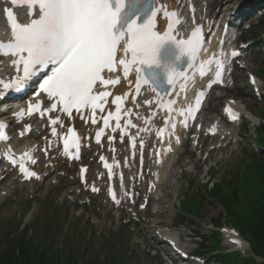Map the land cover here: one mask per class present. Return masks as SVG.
<instances>
[{
    "label": "snow or ice",
    "instance_id": "snow-or-ice-1",
    "mask_svg": "<svg viewBox=\"0 0 264 264\" xmlns=\"http://www.w3.org/2000/svg\"><path fill=\"white\" fill-rule=\"evenodd\" d=\"M21 2L27 5L28 15L30 17L34 15V18L28 23H21L14 17L11 9L5 10L10 39L7 42L0 41V55L12 57L10 63L17 75L8 82L0 80V85L5 89L21 87L26 80L52 65L51 75L40 84V90L53 101L50 108L40 112L42 117L46 112L56 111L58 105L62 106L60 111L69 115L73 109L79 112L89 106L93 114L96 109L103 111L105 98L111 93L94 91V87L119 84V76L114 79L105 76L106 72L107 74L116 72L118 66L122 67L124 78H127L134 68L137 95L143 85H149L153 92H157L161 82H166L171 87L178 77L187 80V74L177 68V62L187 57L191 65L204 43L200 27L194 28L186 39L178 38L174 34V25L178 26L181 23L179 13L175 10L169 11L163 3L159 7H156L155 3L149 7L144 0H21ZM12 3L16 4L17 0H12ZM159 13H163L169 21L163 33L156 31V17ZM118 53H121L119 58ZM232 54L237 55L235 52ZM213 60L214 56L200 65L201 75L205 74V65H210ZM219 67H222V64L218 63ZM220 76L221 72L217 70V80ZM217 80L211 81L208 87ZM203 96L204 91L201 90L196 97L195 110L199 109ZM121 99V96H116L112 103L117 104ZM41 103L29 104V114L39 111ZM172 103L174 101H169V104ZM195 110L191 107L188 109L189 113H194ZM116 111V128H119L121 109L118 104ZM111 117L112 113L109 112L108 117L103 118L105 127L109 126ZM59 122L58 116L49 117L51 125H57ZM92 123H96V120L92 119ZM128 124H131L130 120ZM4 127L5 125L0 124V128ZM30 128V125L26 126V130ZM52 132L56 133L55 127L52 128ZM102 132L103 129L96 133L97 142L100 141ZM21 135H24V132H21ZM6 138L0 134V139ZM73 143H76L75 139ZM68 147V141L65 139V152ZM104 159L101 157V160ZM12 163H16L15 159ZM104 166L109 169L111 177V165L105 163ZM19 170L26 177L36 175L23 163L19 165ZM92 191L99 189L93 186ZM110 192L113 200H116L114 191ZM116 202L119 203L118 200Z\"/></svg>",
    "mask_w": 264,
    "mask_h": 264
},
{
    "label": "rangeland",
    "instance_id": "rangeland-1",
    "mask_svg": "<svg viewBox=\"0 0 264 264\" xmlns=\"http://www.w3.org/2000/svg\"><path fill=\"white\" fill-rule=\"evenodd\" d=\"M243 1L246 2L248 0H233V2L231 0L226 6L233 7ZM260 9L262 8H259L258 4L255 15L260 16V14L264 13L263 9L261 12H258ZM262 17H264V15ZM263 22L264 21L261 22V20L257 18L254 20L252 27V32H254L253 36L262 41H264V27L261 30H259V28L262 26ZM247 36L252 37V34L248 33ZM251 49L253 50L255 48ZM259 52L260 50L252 52L250 66L256 70L259 69L261 72L264 67V53ZM244 75L245 73L242 71L236 73V76H238L236 87L228 90V92L234 93V97L238 96L241 105H250L253 111L258 112L257 110L261 109L259 106L263 105L258 104L254 93L248 90ZM219 94L220 92H217L212 96L208 107L220 102L218 99ZM251 97L254 99H251ZM257 104L259 105L258 107ZM261 114L264 116V110L261 111ZM258 135L259 134H257V136ZM253 138H256L255 134ZM210 144L209 142L205 148L206 150L210 151ZM250 147L251 141L245 137L242 139L238 151L231 156L225 154L222 160L220 155L214 157L215 153L211 152V157L216 158L215 160H221L220 165L211 168L210 175H212V180L213 176L219 179L222 176L228 177L230 175L236 176L238 179L239 175L250 166L252 161L251 156L253 154H256L261 159L264 157L263 154L256 150L251 151L252 147ZM184 150L186 152L183 154L182 160L176 159V168L170 173L168 171L166 172V170L170 168L172 162L169 161L165 165V173H163L162 177L163 185L161 187L164 193V198L162 200V207L164 210L155 220L162 221L163 225H169L173 222L180 228L178 231L179 233H184L194 240H198L200 238L199 236L208 233L211 229L209 224L210 220L223 213L224 206L219 198L206 191V186L210 187L212 185V180L206 185H201V183L209 179V176H206V178H204V175L202 177L200 176L203 161L191 159L190 162L188 160L185 162V158L192 155L193 152L189 151L188 145L185 146ZM251 153L252 155H250ZM182 162H185V165H183ZM211 165H215V163L212 162ZM204 167L208 170L210 164L206 163ZM180 168L188 170L185 184L180 181ZM191 170L196 171V173H193ZM177 177L179 182L175 184L174 181ZM237 179L232 181L236 183ZM69 181L65 179L62 184ZM52 183L53 180L50 179L44 184L33 185L31 187L28 186L26 189H19L10 197L3 196L0 199V223L2 221L11 220L8 223V229L15 231L17 228H25L29 236L36 231L45 232L50 229L56 230L58 233V240H61L62 245L65 246V242H68L67 245L82 244L86 255L91 256L92 259L103 254L101 249L115 245V251L111 255L118 259L120 264H164V259L162 257L153 256L155 255L153 249H157L159 246L155 243L154 234L149 232V229L144 228L145 225L143 222L141 224L125 225V220L121 219L118 213H112L109 208L104 205L105 201L103 198H91V204L88 206V204L86 205L79 201L82 198L81 196L76 197V195H73L74 199L77 198L76 201L67 203L63 195L61 196V193H59L61 190L58 191L55 186H51L49 189V185ZM66 189L68 190L69 188ZM182 190L183 194L179 197ZM193 190H198L199 194L201 193L204 195V202L202 203L198 217H186L182 219L179 216L183 211H179L177 219L176 210L171 209V205L178 204L179 199L183 201L184 194L191 195ZM243 192L247 196L244 198H247L248 203L259 195L258 186L250 182L244 183ZM159 196L160 193L158 192L155 198ZM155 204L156 202L154 201L153 205ZM82 205L87 207L84 208ZM196 207H198L196 198H192L191 196L189 200L185 202L183 209L189 213H196ZM165 210H167V212H165ZM152 213L153 212L150 211L148 214L152 215ZM152 224L153 223L147 224L146 226H151ZM191 247L194 248V245H191Z\"/></svg>",
    "mask_w": 264,
    "mask_h": 264
},
{
    "label": "trees",
    "instance_id": "trees-1",
    "mask_svg": "<svg viewBox=\"0 0 264 264\" xmlns=\"http://www.w3.org/2000/svg\"><path fill=\"white\" fill-rule=\"evenodd\" d=\"M231 188L217 187L221 202L225 204L232 221L236 223L242 232L252 242L256 253L264 256V190L255 202L240 212L235 210V203L231 200ZM227 201V202H226ZM0 264H87L83 255H75L71 250L64 253L55 248V243L46 246L41 241L35 242L31 238L26 239L24 234L15 238L9 235L0 238Z\"/></svg>",
    "mask_w": 264,
    "mask_h": 264
},
{
    "label": "bare ground",
    "instance_id": "bare-ground-1",
    "mask_svg": "<svg viewBox=\"0 0 264 264\" xmlns=\"http://www.w3.org/2000/svg\"><path fill=\"white\" fill-rule=\"evenodd\" d=\"M180 1H184V0H174V2L170 5V3L168 4V7L169 8H174V7H178L180 5ZM207 3L203 6H199L198 7V12H197V15L198 14H204L208 19H210L211 17H214V11L210 9V6L213 5V4H216V7H220L224 4L225 0H206ZM233 2V1H232ZM205 9H208V10H205ZM205 10V11H204ZM182 15L185 19L188 18L187 14L185 13V9L183 8V12H182ZM191 21H193V18L191 15H189V18H188V23ZM0 24H1V18H0ZM11 59H5L3 61V65H0V70H4V67L5 69H8V73L11 71V72H14L16 73V70L13 66H11L10 68H8L7 64L10 62ZM148 119H151V114L148 113L147 115ZM252 119L255 121L256 118L252 117ZM162 123V120L159 121V124ZM140 125L142 126H147L146 124H143L142 122L139 123ZM152 126V123L149 124L148 128L150 129ZM53 142H55V139L53 138L52 139ZM53 145H56L53 144Z\"/></svg>",
    "mask_w": 264,
    "mask_h": 264
}]
</instances>
